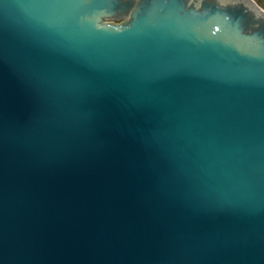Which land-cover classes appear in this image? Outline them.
Masks as SVG:
<instances>
[{"label":"water","instance_id":"water-1","mask_svg":"<svg viewBox=\"0 0 264 264\" xmlns=\"http://www.w3.org/2000/svg\"><path fill=\"white\" fill-rule=\"evenodd\" d=\"M0 264H264V10L0 0Z\"/></svg>","mask_w":264,"mask_h":264},{"label":"rangeland","instance_id":"rangeland-1","mask_svg":"<svg viewBox=\"0 0 264 264\" xmlns=\"http://www.w3.org/2000/svg\"><path fill=\"white\" fill-rule=\"evenodd\" d=\"M260 8L264 10V0H253Z\"/></svg>","mask_w":264,"mask_h":264}]
</instances>
